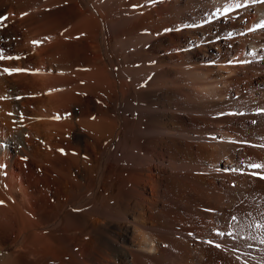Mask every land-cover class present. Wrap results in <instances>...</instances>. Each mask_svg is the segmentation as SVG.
Segmentation results:
<instances>
[{
  "label": "bare ground",
  "instance_id": "bare-ground-1",
  "mask_svg": "<svg viewBox=\"0 0 264 264\" xmlns=\"http://www.w3.org/2000/svg\"><path fill=\"white\" fill-rule=\"evenodd\" d=\"M225 3L0 0V264H264V5Z\"/></svg>",
  "mask_w": 264,
  "mask_h": 264
},
{
  "label": "snow or ice",
  "instance_id": "snow-or-ice-1",
  "mask_svg": "<svg viewBox=\"0 0 264 264\" xmlns=\"http://www.w3.org/2000/svg\"><path fill=\"white\" fill-rule=\"evenodd\" d=\"M256 4H262L264 5V0H226V3L224 6H222V10L220 8H218L216 10L215 13H213V15L215 16H221V15H228L229 13L233 12V11H238V10H241V9H246L247 7L249 6H252V5H256ZM23 15H27V13L25 14H22ZM0 19H7L6 17H3V18H0ZM208 19H211V17H209ZM200 25L198 24H185L184 25V28L185 29H191V28H195V27H199ZM175 29H167L166 31H173ZM257 30H264V21H260L258 24H256L255 27H249L248 28V32L249 33H252V32H255ZM45 39H48L47 37H45ZM34 44L36 45H39L41 42L40 41H34L33 42ZM249 55L255 57L257 55L256 52H252V53H249ZM4 57L2 55H0V59H3ZM8 59H19V57H7ZM251 61H248V60H234V61H229V64H246V63H250ZM6 72H8V74H13V71L15 73H21L23 72L24 70L22 69H15V70H7L5 69ZM38 74V73H36ZM19 99V97H17ZM261 114H264V109H261L260 110ZM232 115H235V113H233ZM57 120L61 119L62 117L60 116H56L55 117ZM91 119L95 120L96 117L93 116L91 117ZM255 123V121L253 122ZM212 139H216L215 137H212ZM261 147H264V145H261ZM62 154H66L64 153L63 149L60 150ZM75 154V153H74ZM26 159V158H24ZM85 159H88V157H85ZM250 167L253 168V169H259V170H264V164H250ZM222 171H237L236 169H221ZM235 186V185H233ZM4 202L3 201H0V205H3ZM74 211H78V210H74ZM232 220L235 221L236 220V217H232ZM259 227V226H258ZM191 235V234H190ZM216 235L218 236H221L223 237L224 235H226L225 233H220V232H217ZM230 235V234H229ZM206 243H208L209 245H212L216 248H221V245L213 240H208V241H205ZM261 243H264V240H261Z\"/></svg>",
  "mask_w": 264,
  "mask_h": 264
},
{
  "label": "clouds",
  "instance_id": "clouds-1",
  "mask_svg": "<svg viewBox=\"0 0 264 264\" xmlns=\"http://www.w3.org/2000/svg\"><path fill=\"white\" fill-rule=\"evenodd\" d=\"M148 237L147 236H145V239H147Z\"/></svg>",
  "mask_w": 264,
  "mask_h": 264
}]
</instances>
